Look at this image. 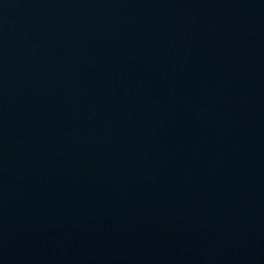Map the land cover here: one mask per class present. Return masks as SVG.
<instances>
[{
  "label": "water",
  "instance_id": "1",
  "mask_svg": "<svg viewBox=\"0 0 264 264\" xmlns=\"http://www.w3.org/2000/svg\"><path fill=\"white\" fill-rule=\"evenodd\" d=\"M0 264H264V0H0Z\"/></svg>",
  "mask_w": 264,
  "mask_h": 264
}]
</instances>
